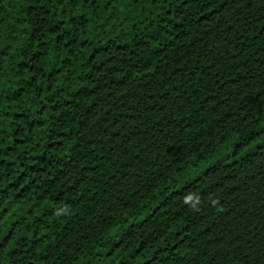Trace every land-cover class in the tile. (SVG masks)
<instances>
[{"label": "trees", "instance_id": "trees-1", "mask_svg": "<svg viewBox=\"0 0 264 264\" xmlns=\"http://www.w3.org/2000/svg\"><path fill=\"white\" fill-rule=\"evenodd\" d=\"M0 264H264V0H0Z\"/></svg>", "mask_w": 264, "mask_h": 264}]
</instances>
